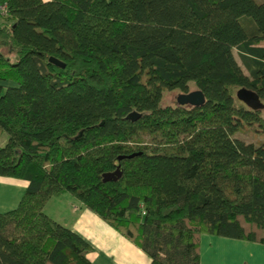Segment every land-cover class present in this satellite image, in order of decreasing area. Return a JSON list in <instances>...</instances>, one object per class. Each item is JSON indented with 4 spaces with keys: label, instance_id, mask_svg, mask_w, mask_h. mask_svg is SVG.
I'll return each mask as SVG.
<instances>
[{
    "label": "trees",
    "instance_id": "trees-1",
    "mask_svg": "<svg viewBox=\"0 0 264 264\" xmlns=\"http://www.w3.org/2000/svg\"><path fill=\"white\" fill-rule=\"evenodd\" d=\"M4 3L0 175L29 185L0 212V264H90L44 209L66 191L150 264H201L203 233L264 243V111L236 95L264 101V0ZM192 85L203 104L162 103Z\"/></svg>",
    "mask_w": 264,
    "mask_h": 264
},
{
    "label": "crops",
    "instance_id": "crops-1",
    "mask_svg": "<svg viewBox=\"0 0 264 264\" xmlns=\"http://www.w3.org/2000/svg\"><path fill=\"white\" fill-rule=\"evenodd\" d=\"M5 135L1 138V144L7 140ZM28 185L26 178L0 175V212L16 207ZM44 209L93 245L88 252L90 264L151 263V257L144 248L86 207L71 192L53 195ZM201 264H264V243L203 233Z\"/></svg>",
    "mask_w": 264,
    "mask_h": 264
},
{
    "label": "water",
    "instance_id": "water-1",
    "mask_svg": "<svg viewBox=\"0 0 264 264\" xmlns=\"http://www.w3.org/2000/svg\"><path fill=\"white\" fill-rule=\"evenodd\" d=\"M51 60L55 61L59 65H65L60 59L51 56ZM236 95L239 99L244 101L248 106L252 108H262L264 105V101L260 98L259 93L247 86H241L236 90ZM205 93L200 88H195L190 91H182L178 94L177 100L179 104H192V105H201L205 102ZM138 114V112L134 111L131 114ZM130 155H133L130 154ZM122 156H120L121 158ZM121 174L120 165H118L117 169L114 171H108L104 173V179L116 178Z\"/></svg>",
    "mask_w": 264,
    "mask_h": 264
},
{
    "label": "rangeland",
    "instance_id": "rangeland-1",
    "mask_svg": "<svg viewBox=\"0 0 264 264\" xmlns=\"http://www.w3.org/2000/svg\"><path fill=\"white\" fill-rule=\"evenodd\" d=\"M258 1H263V0H258ZM235 54H236L238 60L242 63V60L240 58V55H239L237 48H235ZM244 69L247 71L245 66H244ZM195 88H197V87L195 85H192L190 90L195 89ZM180 92L181 91L177 90V89L165 90L162 103L163 104H172V105L177 104L178 103L177 96ZM261 110L264 111V105L261 108ZM5 136H6L5 138L7 139V134ZM234 136L245 139L246 141H254V142L261 139V137L258 134H256V132H253V129H251V128H246L242 131H237L234 134Z\"/></svg>",
    "mask_w": 264,
    "mask_h": 264
},
{
    "label": "built area",
    "instance_id": "built-area-1",
    "mask_svg": "<svg viewBox=\"0 0 264 264\" xmlns=\"http://www.w3.org/2000/svg\"><path fill=\"white\" fill-rule=\"evenodd\" d=\"M8 15H9V11H8L7 4L6 3L1 4L0 5V22Z\"/></svg>",
    "mask_w": 264,
    "mask_h": 264
}]
</instances>
